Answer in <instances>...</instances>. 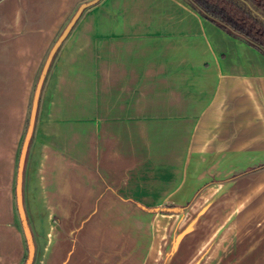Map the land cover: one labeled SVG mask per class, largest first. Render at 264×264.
I'll list each match as a JSON object with an SVG mask.
<instances>
[{"label": "crops", "instance_id": "obj_1", "mask_svg": "<svg viewBox=\"0 0 264 264\" xmlns=\"http://www.w3.org/2000/svg\"><path fill=\"white\" fill-rule=\"evenodd\" d=\"M38 89L31 264H264L259 49L189 0H0V264Z\"/></svg>", "mask_w": 264, "mask_h": 264}, {"label": "trees", "instance_id": "obj_2", "mask_svg": "<svg viewBox=\"0 0 264 264\" xmlns=\"http://www.w3.org/2000/svg\"><path fill=\"white\" fill-rule=\"evenodd\" d=\"M205 17L264 54V0H189Z\"/></svg>", "mask_w": 264, "mask_h": 264}, {"label": "water", "instance_id": "obj_3", "mask_svg": "<svg viewBox=\"0 0 264 264\" xmlns=\"http://www.w3.org/2000/svg\"><path fill=\"white\" fill-rule=\"evenodd\" d=\"M83 8H84V6L82 7V9ZM41 82L42 81H40V84H41ZM38 100H39V89L37 90L36 95H35V106H34L35 110H33V112H32L31 123H30V126L28 128L27 136H26L25 143H24V146H23V149H22L21 162H20V171H19V178H18V187H17L18 209H19V212H20V215H21L22 225H23L24 232H25V235H26V240H27V243H28V251H29L28 252V258L26 259L24 264H31L32 263V260H33V257H34L35 243H34V239H33V235H32V232H31L30 225L28 223V218H27V215H26V212H25V208H24V205H23L22 187H21V183H22V180H21L22 170H21V168L23 167V161H24V157H25V152H26V149L28 147L29 138H30V135H31V132H32V129H33V123H34V118H35V114H36V110H37Z\"/></svg>", "mask_w": 264, "mask_h": 264}, {"label": "rangeland", "instance_id": "obj_4", "mask_svg": "<svg viewBox=\"0 0 264 264\" xmlns=\"http://www.w3.org/2000/svg\"><path fill=\"white\" fill-rule=\"evenodd\" d=\"M26 137V136H25ZM23 142H24V139H23ZM23 142H21V145H20V149H19V154H20V152L22 151V146H23ZM15 189H16V187H15ZM15 195H16V192H15ZM24 205V204H23ZM17 214H18V208H17ZM19 215H17V217H18ZM28 223H29V221H28ZM37 244H38V242H37V240H36V237H35V247L37 246ZM25 246H26V253H25V260H24V262L26 261V259L28 258V243H27V241H26V239H25Z\"/></svg>", "mask_w": 264, "mask_h": 264}]
</instances>
